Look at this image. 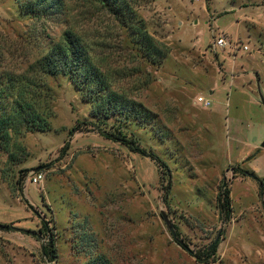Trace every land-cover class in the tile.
<instances>
[{
    "label": "rangeland",
    "instance_id": "rangeland-1",
    "mask_svg": "<svg viewBox=\"0 0 264 264\" xmlns=\"http://www.w3.org/2000/svg\"><path fill=\"white\" fill-rule=\"evenodd\" d=\"M130 1L167 51L159 64L96 9L56 21L0 0V90L77 26L97 44L112 87L135 104L102 122L69 76L44 77L50 129L14 136L7 149L0 141V264H203L195 254L215 241L208 264H264V0ZM220 37L227 45L214 49ZM103 132L134 140L167 170ZM241 171L261 180V197ZM222 184L226 221L216 207ZM51 240L53 262L41 255Z\"/></svg>",
    "mask_w": 264,
    "mask_h": 264
},
{
    "label": "trees",
    "instance_id": "trees-1",
    "mask_svg": "<svg viewBox=\"0 0 264 264\" xmlns=\"http://www.w3.org/2000/svg\"><path fill=\"white\" fill-rule=\"evenodd\" d=\"M72 2L75 3L74 10H69L68 4ZM18 6L22 12L31 14L36 19L56 21L62 19L64 14L68 15L74 11V18H77L79 22L87 19L84 16L87 14L86 10L96 9L97 12L110 16L120 27L130 31L133 42L137 44V51L149 63L159 64L167 56V51L157 45L143 27L142 21L136 19L137 15L130 0H28L26 2L18 0ZM92 39L77 26L68 27L57 41L50 40L45 53L27 70L18 76H12L8 80L9 85L1 88L0 141L4 144V149H7L14 136L20 137L25 132H43L50 129L49 120L52 117L50 93L44 82V77L50 74L62 73L69 76L72 84L83 95L90 98L97 110L96 115L98 118L101 116L102 122L111 113L128 107L134 109V101L112 87L111 78L102 70L103 59L98 58L97 44ZM108 43L104 41L103 49L110 46ZM5 100L9 101L5 102ZM101 135L108 140L120 143L132 153L151 159L167 170V166L156 155L121 133L103 132ZM251 157L253 156L248 157L246 161ZM234 171L239 169L236 167ZM241 172L243 176H249L258 182L261 197L263 187L261 180L253 172ZM216 207L221 219L225 221L230 219L232 207L229 190L223 184L216 196ZM6 227L0 225L2 229ZM216 251L215 241L194 257L197 262L208 264L216 260ZM41 255L49 262L57 258L53 240L42 247Z\"/></svg>",
    "mask_w": 264,
    "mask_h": 264
},
{
    "label": "built area",
    "instance_id": "built-area-1",
    "mask_svg": "<svg viewBox=\"0 0 264 264\" xmlns=\"http://www.w3.org/2000/svg\"><path fill=\"white\" fill-rule=\"evenodd\" d=\"M227 45V40L224 37H220L218 39H215L213 42V48H222ZM246 49V48H245ZM196 102L203 106L204 108H207L210 106V101L208 99H205L203 97H199L196 99ZM41 180V175L40 174H34L33 176L30 177L29 181L32 184H38Z\"/></svg>",
    "mask_w": 264,
    "mask_h": 264
},
{
    "label": "water",
    "instance_id": "water-1",
    "mask_svg": "<svg viewBox=\"0 0 264 264\" xmlns=\"http://www.w3.org/2000/svg\"><path fill=\"white\" fill-rule=\"evenodd\" d=\"M260 148L264 149V140H263L262 143L260 144Z\"/></svg>",
    "mask_w": 264,
    "mask_h": 264
},
{
    "label": "crops",
    "instance_id": "crops-1",
    "mask_svg": "<svg viewBox=\"0 0 264 264\" xmlns=\"http://www.w3.org/2000/svg\"><path fill=\"white\" fill-rule=\"evenodd\" d=\"M248 157H250V155H249ZM248 157H247V158H248ZM247 158L245 159V161L247 160ZM251 158H252V157H251Z\"/></svg>",
    "mask_w": 264,
    "mask_h": 264
}]
</instances>
